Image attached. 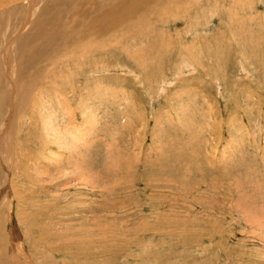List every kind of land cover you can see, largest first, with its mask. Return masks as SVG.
Listing matches in <instances>:
<instances>
[{"label": "rangeland", "instance_id": "374dc122", "mask_svg": "<svg viewBox=\"0 0 264 264\" xmlns=\"http://www.w3.org/2000/svg\"><path fill=\"white\" fill-rule=\"evenodd\" d=\"M18 261L264 264V0H0Z\"/></svg>", "mask_w": 264, "mask_h": 264}, {"label": "bare ground", "instance_id": "6f19581e", "mask_svg": "<svg viewBox=\"0 0 264 264\" xmlns=\"http://www.w3.org/2000/svg\"><path fill=\"white\" fill-rule=\"evenodd\" d=\"M146 4H147V3H146ZM146 4H145V5H146ZM118 9H120V7H119ZM118 9H117V13H118L120 16H122V11H121V9H120V10H118ZM159 17H160V16H159ZM4 195H5V194H4ZM3 197H4V196H3ZM5 197H6V196H5ZM7 197H8V196H7ZM12 198H13V197H12ZM10 200H11V199H10ZM1 201H2V200H1ZM2 202H3V201H2ZM4 203H5V202H4ZM7 203H8V202H7ZM14 228H16V227H13V229H14ZM19 234H20V233H19ZM14 235H15V234H14ZM17 235H18V234H17ZM12 245H13V243H12ZM14 245H15V244H14ZM16 250H17V248H16ZM16 250H15V251H16ZM22 255H23V253H22ZM13 258H14V257H13ZM14 259H15V258H14ZM11 262H12V261H11ZM15 263H16V264H21L20 261L15 262Z\"/></svg>", "mask_w": 264, "mask_h": 264}]
</instances>
